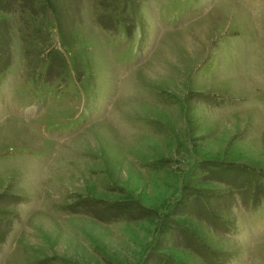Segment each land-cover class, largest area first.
Here are the masks:
<instances>
[{"label": "rangeland", "instance_id": "rangeland-1", "mask_svg": "<svg viewBox=\"0 0 264 264\" xmlns=\"http://www.w3.org/2000/svg\"><path fill=\"white\" fill-rule=\"evenodd\" d=\"M0 264H264V0H0Z\"/></svg>", "mask_w": 264, "mask_h": 264}, {"label": "bare ground", "instance_id": "bare-ground-1", "mask_svg": "<svg viewBox=\"0 0 264 264\" xmlns=\"http://www.w3.org/2000/svg\"><path fill=\"white\" fill-rule=\"evenodd\" d=\"M14 128H15V127H14ZM9 129H10V128H9ZM9 129H8V132H9ZM12 131L15 132V129L11 130V132H12Z\"/></svg>", "mask_w": 264, "mask_h": 264}]
</instances>
